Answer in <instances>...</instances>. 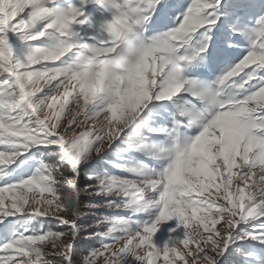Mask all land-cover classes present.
I'll return each mask as SVG.
<instances>
[{
  "label": "snow or ice",
  "instance_id": "obj_1",
  "mask_svg": "<svg viewBox=\"0 0 264 264\" xmlns=\"http://www.w3.org/2000/svg\"><path fill=\"white\" fill-rule=\"evenodd\" d=\"M0 225V264H264V5L0 0Z\"/></svg>",
  "mask_w": 264,
  "mask_h": 264
},
{
  "label": "trees",
  "instance_id": "obj_2",
  "mask_svg": "<svg viewBox=\"0 0 264 264\" xmlns=\"http://www.w3.org/2000/svg\"><path fill=\"white\" fill-rule=\"evenodd\" d=\"M227 2H229V0H227L225 3H227ZM239 2L244 3L245 0H239ZM247 2L255 3L258 5H264V0H247ZM251 15H252V13L247 8L242 7L239 9L238 19H239L240 23H245L249 20ZM233 19H237V16H233ZM213 31H215V29H213ZM240 49L242 51L244 50L243 47H240ZM31 154L35 155V157H36L35 160L27 159L28 155H31ZM121 155H124L126 157V159L123 160V162H127L130 158L134 159L135 157H137L138 153L121 154ZM41 159L50 160V158H48L47 155L42 154L41 152H38L36 149H34V150H32L31 153L25 154V156L21 157L20 161L23 160V161H25V163L21 164L19 161L13 168H17V165H18L19 167L17 168V171H22V170L28 168L29 165H35ZM108 159L116 160L117 157H116V155H114V157H109ZM51 160H53V159H51ZM118 162H122V161H118ZM28 174H30V171ZM23 219L24 218L19 219V225L18 226L23 227V226H28L29 224H31L32 226H35L37 223L35 220L29 221L28 219L27 220H23ZM81 249H83V245H81Z\"/></svg>",
  "mask_w": 264,
  "mask_h": 264
},
{
  "label": "rangeland",
  "instance_id": "obj_3",
  "mask_svg": "<svg viewBox=\"0 0 264 264\" xmlns=\"http://www.w3.org/2000/svg\"><path fill=\"white\" fill-rule=\"evenodd\" d=\"M227 0H225V2H226ZM92 11H93V14H94V16L96 17V18H99L102 14L101 13H99V12H97L95 9H92ZM233 52H236V55H232V57H235V56H238L239 54H240V52H242V50H240L239 48H237L235 51H233ZM32 150H34V149H32ZM114 153H111V154H109L108 155V157L107 158H109V157H114ZM48 156V158H50V160L51 159H55V157H53V156H50V155H47ZM138 156H139V154H138ZM21 159V158H20ZM20 160H18L17 162H16V164L19 162ZM135 162V159H129L127 162H123L122 161V163H134ZM16 164H14L12 167H14ZM105 167L108 169V171L109 172H112V171H115V169H113L110 165H105ZM85 199H87V197H85ZM99 198H97V200H98ZM84 211H89L88 209H84ZM97 211H105V212H107V210L106 209H101V210H97ZM11 219H13V218H9V220H11ZM23 220H27V217L26 218H24ZM93 220V218L92 217H84V218H82V222L83 223H86V224H91V223H94V221H92ZM6 223H7V221H6ZM0 227H2V225H0ZM81 245H83V249L82 250H85V249H87V248H91V247H93V246H95L96 245V241H88V240H84V239H81L80 240V248H81Z\"/></svg>",
  "mask_w": 264,
  "mask_h": 264
}]
</instances>
